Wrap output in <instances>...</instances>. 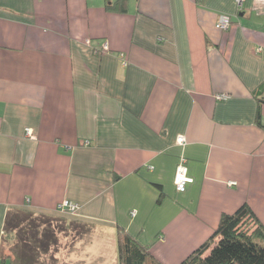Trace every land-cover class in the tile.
Masks as SVG:
<instances>
[{"label": "crops", "instance_id": "obj_1", "mask_svg": "<svg viewBox=\"0 0 264 264\" xmlns=\"http://www.w3.org/2000/svg\"><path fill=\"white\" fill-rule=\"evenodd\" d=\"M106 5L0 0V264L15 210L55 219L31 264H120L119 230L180 264L244 204L264 225V0Z\"/></svg>", "mask_w": 264, "mask_h": 264}, {"label": "trees", "instance_id": "obj_2", "mask_svg": "<svg viewBox=\"0 0 264 264\" xmlns=\"http://www.w3.org/2000/svg\"><path fill=\"white\" fill-rule=\"evenodd\" d=\"M126 0L111 3L106 8L116 10ZM261 99L260 102H263ZM257 122L261 125L260 105ZM55 219L15 210L8 213L5 221L4 241L15 238L16 258L10 264H30L41 253H47L57 243ZM120 264H145L150 258V247H144L124 230L118 234ZM10 259V256L8 257ZM180 264H264V225L255 216L248 204L234 213L221 216L218 227L209 239L194 250Z\"/></svg>", "mask_w": 264, "mask_h": 264}, {"label": "built area", "instance_id": "obj_3", "mask_svg": "<svg viewBox=\"0 0 264 264\" xmlns=\"http://www.w3.org/2000/svg\"><path fill=\"white\" fill-rule=\"evenodd\" d=\"M236 1L239 7H241L244 3V0H236ZM231 24H232V17L227 14L220 15L216 22L217 28L224 31L228 30ZM89 42L90 41L88 40L87 43ZM104 49H108L107 44L104 45ZM216 98L217 100H227L230 98V94L227 93L217 94ZM26 133L28 136L34 137L32 133V129L27 128ZM178 142L181 144L185 143V138L183 136H180L178 138ZM89 143H90L89 141L85 142L86 145H88ZM184 163L185 161L183 159L182 162L179 164L175 175V185L178 191H185L187 185L193 181V179L188 175V168ZM233 184H235V182H230V185ZM57 209L62 212H69L72 214H76L80 210V204L70 200H64L57 205Z\"/></svg>", "mask_w": 264, "mask_h": 264}, {"label": "rangeland", "instance_id": "obj_4", "mask_svg": "<svg viewBox=\"0 0 264 264\" xmlns=\"http://www.w3.org/2000/svg\"><path fill=\"white\" fill-rule=\"evenodd\" d=\"M87 43V41H86ZM88 44V43H87ZM53 224L51 225V228H53ZM58 228V227H57ZM55 229V228H54ZM56 232V230H55ZM58 238V237H57ZM58 241H59V238H58ZM58 241H57V245L55 246V248H57L58 246ZM14 242H15V238L13 240H10V241H4V244H5V248H4V253H3V256L4 257H9L10 256V260L14 261L15 258H16V254H15V251H14ZM54 249V248H53ZM43 255H41L42 257ZM44 257V256H43ZM43 261H45V258H42L40 260V262L38 261V263L40 264L41 262L44 263Z\"/></svg>", "mask_w": 264, "mask_h": 264}]
</instances>
